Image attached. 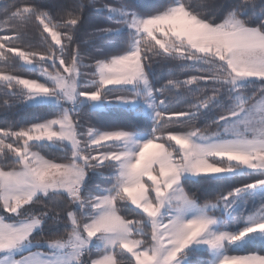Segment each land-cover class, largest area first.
<instances>
[{"label": "snow or ice", "instance_id": "6c2138e0", "mask_svg": "<svg viewBox=\"0 0 264 264\" xmlns=\"http://www.w3.org/2000/svg\"><path fill=\"white\" fill-rule=\"evenodd\" d=\"M0 61V264H264V0H0Z\"/></svg>", "mask_w": 264, "mask_h": 264}, {"label": "trees", "instance_id": "16d2710c", "mask_svg": "<svg viewBox=\"0 0 264 264\" xmlns=\"http://www.w3.org/2000/svg\"><path fill=\"white\" fill-rule=\"evenodd\" d=\"M43 2L49 6H51L55 10V6L59 3L65 2V0H43ZM158 2V0H138V3L148 6ZM0 69L4 71V74L8 72H14L15 74L20 75L22 78H35L39 76V72L36 73H25L20 70L18 64H13L9 62L7 65L3 61H0ZM5 97L0 94V102H2ZM47 115L46 109H38V108H14L10 111L0 110V126H3L6 122H16L17 124H24L26 122L32 121L33 119L40 117L43 118ZM210 123V121H203L202 126ZM48 154L53 156L61 155V150L56 148H50L45 150ZM99 182V181H98ZM200 189V186H193V190ZM188 191V188L185 189ZM206 195H210L211 193H205ZM203 202V201H201ZM95 257V253L93 254Z\"/></svg>", "mask_w": 264, "mask_h": 264}, {"label": "rangeland", "instance_id": "374dc122", "mask_svg": "<svg viewBox=\"0 0 264 264\" xmlns=\"http://www.w3.org/2000/svg\"><path fill=\"white\" fill-rule=\"evenodd\" d=\"M38 72H39V70H38ZM39 75H40V73H39Z\"/></svg>", "mask_w": 264, "mask_h": 264}]
</instances>
